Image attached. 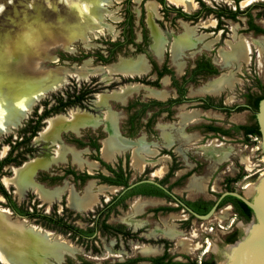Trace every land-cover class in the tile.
Returning a JSON list of instances; mask_svg holds the SVG:
<instances>
[{
	"label": "flooded vegetation",
	"instance_id": "af4514ba",
	"mask_svg": "<svg viewBox=\"0 0 264 264\" xmlns=\"http://www.w3.org/2000/svg\"><path fill=\"white\" fill-rule=\"evenodd\" d=\"M150 1H154L155 3H157V8H156L157 13L154 12L155 9H152L148 5ZM195 1L198 3L197 8L194 9L193 11H188L183 6L177 5L174 2H170L169 0H166L168 5L175 6L176 8H181L184 12L188 14H194L201 8L199 1L198 0ZM204 1L213 7L226 5L233 10L239 8L240 10L243 11V13L238 14L236 20L226 16H222L221 19L223 23L219 26V18L215 16V14H208L205 16H201L197 20L185 19L181 16H178L176 11H169L168 14H165V11L163 10V4L159 0H141L139 6L140 13L139 15H137L136 11L134 10L135 2L133 0L130 1L123 0L122 3L123 19L118 23V26L120 28V35L118 36V38L102 39L101 42L104 44L103 45L104 47L98 49L96 54L83 53L79 56H71L68 59L73 62L75 61L81 62V61H86V59H88L90 56H94L98 62L104 65L113 62H115L114 64L117 63L116 68L118 70L138 74L140 73V71L142 72V70L147 69L149 70V73L144 76H139V75H135V76L130 75L126 77L121 76V80L115 81L113 84L108 83V81L104 82L101 75V82L104 83V85H107V87L101 85L99 82H97V79L93 78L91 82L86 81V82H82L81 84H78L77 82H72V84L68 85L63 90L57 92L53 91L49 94H47L49 92L47 91L42 96H40L38 98L39 100L44 95L47 97L40 101L38 99L36 100L37 104L35 102L32 105L33 107L36 104L29 118L33 115V112L37 107L39 113L44 111L45 110L44 101L46 99L49 100L52 99L53 94H58L59 92L64 93L66 89L68 88L73 89L74 86H76L77 88H81L83 87V85H86V87L95 89L94 92L89 94L88 98L83 100V106L78 104L72 105L66 108L62 112L55 113L44 118L43 126L38 131V133L32 138L31 141V145L35 148V151L32 154H28L27 159L24 160L21 164L17 165L14 163H10L3 166L0 172V182L4 185L8 194L0 190V195L5 199V206L4 207L0 206V209L7 210L14 219L23 221L28 225H31L41 230L42 232L51 233L53 235L59 236L64 240H66L67 242L68 240H70L71 242L75 241L77 243L79 242L82 243L83 240L86 241L88 240L90 242H93L96 241L98 237L102 235L107 237L113 236L115 238L122 237L125 240L133 239L137 241L140 240L144 241L145 237L142 236V233L144 232V230H142L143 226L138 227V230L134 231L125 222L110 221L111 216L115 214H120L121 209L124 210L128 209V200L134 197H145L147 199L166 200L168 202H173L177 204V206L159 204L157 206L151 207L149 209V212L156 214L160 212L163 213L167 211H173L176 208H180L181 210L184 211V214L187 215V217L185 218L186 221L184 222L182 221L181 224H186V225L190 223L189 220L192 221L194 218L197 219L200 218L196 217L191 211H189V209H187V207H185L176 199H174L170 193L176 195L181 201H183L188 207H190L195 212H197L196 208L200 206L201 200L213 201L212 206L206 213H208L212 209V207L214 206L220 195L225 191L222 192L217 199L207 198L204 195H199L194 198H188L186 196H181L175 193V189L181 187V185L184 184L189 185L194 190L200 189L202 186V181L198 179H191V176L194 173H197L196 167H191L187 171L181 173V170L186 169L184 159L181 157V152L177 149L178 148L177 140L181 138V136L179 135L175 136V133H173L171 127H173V123L178 124L179 122H181V120H184L187 121L186 123L187 127L185 131L186 133L187 131H191L188 129L189 126H194L195 128L194 131L195 132L198 131L200 135L211 134L220 137H233L234 133L242 132V134L248 140V137L252 136L251 134L247 135L244 129L237 130L234 127L235 125H250L255 121H257L258 110L254 112L251 109L253 99H251L248 95L249 94L260 95L262 93V89L260 85L264 84V81H262L261 79H257L255 81L254 88L257 89L258 91L257 92L251 91L250 93L245 94V102L236 104L234 106L227 105L224 102L223 95L220 96L211 95V94L194 95V96L191 95L190 94L191 87H197L201 85V83H204L205 81L210 79L212 80L210 84L206 86L207 89L210 90L222 89L226 84L230 82V76L227 74L225 75L221 74L222 72L221 66L214 61L212 56L208 55L207 53H201L197 55L194 61L191 64L190 63L187 64L183 68L181 74L179 75L175 67H173L170 63L171 54L169 53V51H171L173 56H179L181 52H183L185 49L196 48L201 41L198 37L195 36V34L190 29H185L183 32L165 30L166 25H164V20L168 21L171 24V27L176 28L180 25V21L195 24L212 16L213 18L216 19V25L215 27L206 30L219 32L221 29H223L224 31L228 30L227 26L229 21L238 22L241 17H245L246 28H247L246 30L252 35L264 36V31H263L264 25L259 23L255 17L264 14V0L250 2L245 7L241 6L242 0H238V1L232 0L234 6L228 3H217L216 1H212L211 3L208 2L207 0ZM128 8L130 9L131 13H133L132 25L130 24V30L131 32H133V41L129 43H125L122 48H118L114 52H111V50L109 49V47L111 46H109L108 44L109 41H126L127 38L129 39L132 37L129 30V26L123 24V22L127 19L129 14ZM255 10H257L258 13H254ZM158 12H160L161 15L163 16L164 19L163 21L158 19L157 17ZM141 19L143 23L141 22ZM180 36L183 41L180 50H178L175 48V44L177 42V38ZM185 36L188 37L185 38ZM49 37H50V41L53 40L52 36ZM63 46L68 47L70 46V44ZM236 46L237 48L239 47L240 50H238V54L235 56L233 55V52L231 50L230 53L233 57H238L239 55H242L245 52V47L243 46V44L238 42L233 45L232 49L236 50L235 49ZM164 50H166L165 58L162 62H159L158 58L163 57ZM129 54H133L135 56H129ZM100 55H102V59ZM12 58H11V63L8 62V64L10 65H9V71L7 73L13 74V77L18 76L20 73L25 75L24 68L25 67L27 68V66H25L27 64L26 61L27 59H25L26 57L19 60L18 54H16L14 59ZM103 58H109V61H104ZM202 58L209 60L218 69L219 72L216 74L198 75L196 81L187 82L185 86L187 89L185 98L187 99L182 102L179 101L173 104H169L168 103L169 100L181 98V93L179 92V88L181 87V80L183 76H185L187 72H188L187 75L189 76L190 71L196 67L197 61ZM35 62L39 64L34 67L35 69L33 71L36 75V79H39V77H41L42 75H46L48 73L55 74L54 77L64 76L63 74L59 73L60 70L58 69L57 70L42 69L43 61L39 59V56L35 60ZM251 65L252 64L250 63V66ZM94 69H98V68L95 67ZM165 69L170 72H164L163 74H160ZM87 70L89 69L86 68L83 69V71H87ZM254 71L256 72L255 69ZM82 73L83 72H81L80 74ZM173 76L178 81L179 83L178 86H176L173 83ZM164 79L165 82L171 86L172 93L168 97L161 99L158 96L163 93L162 82ZM216 83L217 85L221 84L222 86L217 87V85H215ZM139 84L147 85V87L151 90L153 94H155L156 97L154 96V97L142 98L141 96L136 95L135 93L138 91L137 89L139 88L138 86ZM118 85H121L123 89L115 88ZM104 89H108L109 92H101ZM100 95H105L106 98L104 100H99ZM261 100L259 101V105ZM113 101H119V102L126 101V103L125 104L120 103V106L116 108L113 106ZM154 101H159L164 104L162 105L156 104L154 103ZM53 102L54 99L51 100L49 105H52ZM142 103H148V105L144 107ZM190 103L196 104L195 107L193 108L194 110L192 109L194 112L193 113L189 111L181 112L180 110L181 107L184 104H190ZM99 107L101 109H99ZM31 109L29 111H31ZM69 109L70 111L68 112V114L66 115L62 114ZM246 110L253 112V117L255 115L254 122L227 123L226 125L224 124V122H218V121H199L200 119L191 120L192 115L199 114L200 116V114H204L207 111H216L225 115H230L233 112H241ZM74 111L84 114V116H86V121H83V123H78L77 125L69 124L66 127H54L49 122L50 123L49 127L44 131H42V128L45 126V122L47 120L50 121L52 118L58 116H66L67 118H69L70 113ZM119 113L123 114V117L121 119H119ZM161 119H164L162 120L163 123L159 121ZM20 123L21 121L10 130L11 131L14 130ZM25 123L22 126H24ZM164 123H168V124H164ZM175 127L177 126L175 125ZM216 127H218L219 129H216ZM87 128L100 129L102 132L96 133V135H90L89 137H85V138L77 135V133H82ZM43 132H45L44 133L45 136L42 137L41 133ZM64 133H72L73 137L70 140L68 139L65 140L63 139ZM10 134L14 135V133H10ZM5 138H3V140L0 142V148L2 145H8L10 149V145L4 143ZM260 140H261V133H260ZM38 147L40 150H38ZM127 147H129L130 149L128 151H125L126 154L124 156L122 153L117 151L119 149H123ZM86 148L92 150L89 155L85 156V159H87V162L89 163L87 169L82 170L79 169L77 166H73V165H64L60 167L61 169L60 172H58L55 169L56 167L55 165L58 163L62 164L64 161L67 160L68 156H72V158H74V161H76V164L80 163L81 159L79 156V151ZM9 149L4 156H1L0 154V158L5 157L8 154ZM208 149L210 148L205 149V154H207L208 156H212L213 152L208 151ZM92 152H96V153L93 154ZM165 155L169 156L171 159L168 164L164 162L163 157ZM39 156H45L46 158H48V160L44 162L45 164L39 165L35 169L31 170L27 177H24L23 182L25 184V188L23 190L19 188L18 183L16 182L18 189L21 190V192L22 191L24 192L27 188L37 186L41 188V191L46 196L61 197L60 203L62 205V210H60L59 208V202L52 203L51 209L47 210V205L45 202H42L41 199L37 197V195H34V198H31L30 197L31 195H29V193L27 199H25L22 202H18V200H16V198L14 197L12 191L8 189L2 181L3 177L5 176V167L14 165L18 167L16 168V172H17L18 169L24 166V164ZM56 156L57 157L60 156V159H57ZM174 161L178 163L179 167L176 168L172 176H170L168 180L164 182L163 179L169 173L170 168L173 165ZM135 163H138L140 165L144 163V166L140 170L137 168ZM90 168L92 169L95 168V169L93 171H89ZM121 168L124 171L123 178L127 181V184H124L122 182V180L124 179L121 176V172H120ZM158 170L159 173L157 175L151 176L153 173H155ZM16 172L14 177L15 181H16L15 179ZM67 179H69L70 184L65 183ZM143 179L155 180L159 182L161 186L147 181L131 186L133 183ZM229 179H233V178H227L226 181L227 184L235 180L234 179L229 181ZM193 180H196L195 181L196 183ZM93 183L97 186L103 187V189H108L110 192L113 191L116 192L114 194L109 195V199H106L104 196L102 197L99 196L98 197L99 201L92 204V206L89 207L88 211L86 213H83L82 210L84 209L85 205H87L88 203H90L95 199V197L92 194L93 191L95 190ZM155 187L162 189L166 193V195L161 196L157 194H146L143 192H138L139 190H155L156 189ZM245 187L248 188V184ZM249 188L247 189V191L249 190ZM103 189H101V191ZM226 191H236V190L230 189ZM239 193L248 196L245 194L246 192H239ZM9 195H11L12 200L17 204L16 207L13 206V202L10 200ZM227 195H225L220 200L215 212L222 205L226 203H230L233 206L235 213L240 218L241 222H248L251 221L252 218L254 219V211L252 208H251L252 214L250 219H246L244 215H241L239 211H237L233 202L229 201L220 205L222 200ZM69 203H71L72 205H69ZM21 207L24 208V210H28L30 213L32 212L37 213L39 216L37 214H35V216L25 215L22 213V211H20L19 208ZM42 212L52 216H55L57 214L61 215L64 217L67 223L74 224L84 229L88 227H95L97 223H98V227L93 232L92 235L81 237V235L74 234L70 230H65L66 229L65 227L55 226L54 222L42 218L40 216V213ZM213 214L209 218H211ZM127 220H129V222L136 223L135 219H133L132 217H129ZM78 221H82L83 223H85V225H80ZM103 221L108 224L114 225L115 227L119 226V224H124L126 228L130 230L131 236L125 238L122 233L117 232L116 230H110L109 232H105L103 230V225H102ZM157 231L164 234L166 238H169L171 240L176 239L177 237L180 236V230L175 228L168 227L165 230L161 229ZM167 231H170L171 233H168ZM239 233H240V229L238 227L229 230L224 237V244L228 246L229 244H232L235 241L239 240L238 238ZM149 242L150 244H144L147 247L144 250V253H146V251L150 249L154 250L153 252L157 251L158 249H161L162 250L161 253H158L157 255H153L154 254L153 252H148V254L151 255L149 256L134 255L128 257L125 260H116V261L104 260L102 262H95L85 258V259H81L79 264H81L82 260H87L95 264H101L106 261L111 263L126 262L128 264H181V262L189 263V264H193V263L220 264L213 255L201 259H194L188 256H184L183 260L178 259L176 256L170 253L169 251L170 243L167 239L164 238L151 239ZM74 250H76L75 247ZM208 250L209 249L207 247L205 252H208ZM74 252L75 251L71 253L69 252L62 253L63 258L61 261H57L54 258L48 256H46L45 259L46 261H44L43 258L30 257V263L49 264L48 262H50V264H62L66 255L73 254ZM71 259L72 258L70 257L67 258L66 264H71V263L77 264L73 262Z\"/></svg>",
	"mask_w": 264,
	"mask_h": 264
},
{
	"label": "rangeland",
	"instance_id": "374dc122",
	"mask_svg": "<svg viewBox=\"0 0 264 264\" xmlns=\"http://www.w3.org/2000/svg\"><path fill=\"white\" fill-rule=\"evenodd\" d=\"M11 4L18 3V0H7ZM26 1V0H25ZM135 2L134 10L137 15L140 13V2L141 0H133ZM177 5L183 6L188 11H193L197 8L198 3L192 0L190 5L184 4L181 0H169ZM208 2L216 1L217 3H228L234 6L232 0H207ZM258 0H242L241 6L245 7L248 3ZM7 4L5 10H3L0 15L1 19L7 16L8 10L12 7L11 4ZM123 0H107L101 4V11L103 13L102 19L97 23L98 29L90 30L84 35L72 36L71 38L56 37L51 40L45 48H39L41 56L39 59L43 61L42 69L44 70H60L59 73L63 74L66 81L57 89L49 91L47 94L53 91H60L66 88L72 82H77L81 84L82 82H91V80L97 79L101 85V75L104 82L113 84L115 81H120L121 76H144L149 73V70L144 69L142 72L129 73L126 71L118 70L116 64H102L96 60L94 56H90L86 61L73 62L68 58L71 56H79L83 53L96 54L98 49L104 47L101 42L102 39H116L120 35V28L118 23L123 19ZM3 2L0 1V8H4ZM103 6V7H102ZM18 11L11 17L12 23L10 25H17L18 22L15 18H19L22 15L20 12L30 10V6L27 3L19 5ZM103 8V9H102ZM159 9V6H158ZM254 13H258L257 10ZM158 19L163 21V16L158 12ZM256 20L264 25V14L255 16ZM14 22V23H13ZM164 25H166L165 30L183 32L185 29H190L196 37L200 39V43L196 48L185 49L179 56H173L171 51L170 63L175 67L177 73L180 75L183 68L187 64H191L197 55L201 53H207L212 56L215 62H217L221 68V74H227L230 76V82L226 84L222 89L210 90L207 89L212 79L201 83L197 87L190 88L191 95H205L211 94L220 96L223 95L224 102L227 105L234 106L236 104L245 102V94L251 91L257 92L255 89V81L261 79L264 81V36H255L249 33L246 29V18L241 17L238 22H228V30L221 29L219 32L208 31L215 27L216 19L212 16L200 21L199 23H189L180 21V25L176 28L171 27L168 21L164 20ZM4 31L0 30V37L3 35ZM67 40L70 39V46L64 47L61 42H56V40ZM59 41V40H58ZM241 43L245 47V52L238 57H233L230 53L232 47L236 43ZM14 55L18 53V58L23 59L27 55L18 50L16 42H13ZM166 50H164V55L162 58H158L159 62H162L165 58ZM129 56H135L129 54ZM27 59V58H25ZM24 59V60H25ZM31 61L30 59H27ZM250 63L252 64L250 66ZM26 64V63H25ZM114 64V65H113ZM151 66V65H150ZM98 69H94V68ZM101 67V68H100ZM62 68V69H60ZM80 68V69H78ZM89 69L83 71V69ZM256 70V72L254 71ZM82 70V71H81ZM103 70V71H102ZM81 72H85L86 76H78ZM106 73V74H105ZM22 74V73H20ZM163 93L159 95L161 99L168 97L172 93L171 86L163 80ZM107 87V85H104ZM139 88L136 90V95L142 98L154 97L155 94L147 87V85L139 84ZM115 88H122L118 85ZM120 89V90H121ZM101 92H109L108 89H104ZM46 94V95H47ZM49 96V95H48ZM47 96H43L40 100L45 99ZM96 97V96H95ZM156 97V96H155ZM39 100V99H38ZM39 100V101H40ZM121 104H125L126 101H113V106L118 108ZM37 104V101H36ZM35 104V105H36ZM35 105L32 107L31 111L27 113L25 118L21 123L14 129L8 132L0 134V142L10 133H14L17 137L18 129L27 121L31 115ZM196 104H184L181 107V112H191L193 113ZM88 108V107H87ZM193 109V110H192ZM178 110V111H180ZM191 110V111H190ZM70 111L67 110L65 113L68 114ZM202 115V116H201ZM123 117V114L119 113V119ZM197 119L199 121H218L227 123H252L254 122L253 112L251 111H241L233 112L230 115H225L216 111H207L204 114L192 115L191 120ZM164 119H161L163 123ZM190 120V121H191ZM187 121L181 120V122L173 123L172 131L175 136H181L177 140L178 150L181 152V157L184 159L186 169L181 170V173L187 171L191 167L197 168V173L191 176V179H198L202 181V186L200 189H192L189 185H181L175 189V193L186 196L188 198H194L199 195H204L207 198L217 199L219 195L226 190H236L238 192H248L249 187H253L257 184L258 180L264 175V154L260 146V137L252 135L247 138L242 134V132L234 133L233 137H220L211 134L200 135L198 131H194V126H189L188 129L191 131H186ZM49 120L45 122V126L42 131L49 127ZM168 124V123H164ZM175 125L177 127H175ZM192 125V124H189ZM102 132L100 129H86L82 133H77L80 137H89L90 135H96V133ZM181 133V134H180ZM73 137L72 133H64L63 139L70 140ZM207 147H212L217 154H220L223 150H228L224 156L214 158L205 154V149ZM9 149L8 145H2L0 148L1 156H4ZM130 148L119 149L123 156L126 154ZM38 150L39 147H38ZM91 149L86 148L79 151V156L81 159L80 163L76 164L72 156H68L67 160L62 164L58 163L55 169L60 172V167L64 165L77 166L79 169H87L88 162L85 156L91 153ZM155 151V150H153ZM95 154L96 152H92ZM34 156V155H33ZM32 156V157H33ZM31 158V157H30ZM29 158V159H30ZM16 166L10 165L5 167V176L2 181L5 186L10 189L18 202H22L27 199L28 193L31 198L37 195L42 202L47 205V210H50L52 203L59 202V208L62 210L61 197H49L46 196L40 187L34 186L27 188L24 192L18 189L16 181L14 180ZM95 168H90L89 171H93ZM161 171V170H160ZM159 173V170L153 173L151 176H155ZM139 176V175H138ZM137 176V177H138ZM134 177V178H137ZM227 178H235L234 181L226 183ZM66 184H70L69 179L65 181ZM248 184V188L245 186ZM95 190L93 191V196L95 199L85 205L82 210L86 213L92 204L99 201L98 197L104 196L109 199V195L114 194L116 191L110 192L108 189H103L101 186H97L93 183ZM100 189V190H99ZM101 189H103L101 191ZM70 193V192H69ZM85 193V192H83ZM247 195V193H245ZM251 197V195H249ZM159 204L177 206L173 202H168L166 200L159 199H147L145 197H134L128 200V209H121L120 214H115L111 216V222L122 221L128 224L130 228L134 231L138 230V227H142L144 232L142 236L145 240L137 241L133 239L125 240L121 238H115L113 236H99L96 241L90 242L83 240L82 243H77L75 241L68 242L76 248L73 254L66 255L62 264H66L67 258H72L71 260L77 264L80 263L81 259H89L95 262H102L104 260L116 261L125 260L128 257L134 255H144L149 256L151 254L144 253L147 248L144 244H150L151 239H167L169 241L170 253L176 256L178 259L183 260L184 256H188L194 259L206 258L213 255L215 259L220 264H225L227 258L223 255V250L226 245L224 244V237L226 233L232 228L238 227L240 229L239 239L242 238L247 232V227L251 223L241 222L238 215L235 213L233 206L230 203H226L219 207L213 216L209 219H197L194 218L188 225L181 224V222L186 221L187 217L184 211L180 208H176L173 211H167L163 213H150L149 209L151 207L157 206ZM69 205H72L69 203ZM0 206H5V199L0 195ZM129 217L135 219L136 223L129 222L127 220ZM182 219V220H181ZM80 225H85L82 221H78ZM168 227L180 230V236L176 239H169L164 236V234L158 232L157 230H165ZM146 228V229H145ZM182 228V229H181ZM182 230V231H181ZM182 233V234H181ZM67 239V238H66ZM208 247V252L205 250ZM161 249L153 252V255L161 253ZM57 263V262H56Z\"/></svg>",
	"mask_w": 264,
	"mask_h": 264
},
{
	"label": "bare ground",
	"instance_id": "6f19581e",
	"mask_svg": "<svg viewBox=\"0 0 264 264\" xmlns=\"http://www.w3.org/2000/svg\"><path fill=\"white\" fill-rule=\"evenodd\" d=\"M0 1L5 5H3L4 8H0L2 9L0 10L1 15L10 2L7 0ZM105 1L107 0H72V4L89 5L90 12L78 11L75 7L66 4L64 0H51L52 9L48 7L47 0H18L16 4L10 3L12 7L8 10L7 16L2 18L0 22V30L4 31L0 37V44L8 42L13 44V42H16L18 50L25 52L27 54L25 57L31 61L26 60L25 75L19 74L14 76L16 78L13 77V74L7 73L10 65L7 57L3 63L4 65H0V77H3L4 82L3 88L0 89V102L7 110L4 128L0 129V133L16 126L22 121L40 96L47 91L57 89L66 81L64 76L54 77L55 74L52 73L42 75L39 79H36L33 71L34 67L39 65L35 62L38 56H41L39 48L47 46L50 42L49 36H52L53 39L61 36L72 39V36L84 35L90 30L98 29L97 23L100 22L103 15L101 4ZM181 1L187 5L192 3V0ZM23 3H27L30 6V10L21 11L22 15L19 18H15L16 21H14L18 22L17 25H10L13 19L11 16L18 11L19 5ZM148 5L155 9L154 12L157 13V3L150 1ZM24 28H28L31 33L30 39L36 45L34 50L27 48L23 40L19 38V34ZM58 40L56 42H61L63 45H69L70 43V40ZM182 41L181 36L177 38L176 49L180 50ZM235 49H232L234 56L238 54L240 48L236 46ZM84 73L78 76H86L87 74ZM105 98V95L99 96V100H104ZM83 121H86V116L74 111L70 113L69 118L58 116L52 118L49 122L54 127H66L69 124L77 125L78 123H83ZM44 133H41L42 137L45 136ZM57 159H60V156ZM47 160L48 158L45 156H39L18 169L15 179L21 190L25 188L24 177H27L30 171L37 166L45 164L44 162ZM253 190L254 186L249 188L248 192H246L247 195H250ZM249 229L250 225L247 227V232ZM167 232L171 233L170 231ZM73 251L74 247L63 238L42 232L23 221L14 219L7 210L0 209V254L4 256L8 264H31L30 257L43 258L46 261V256L61 261L63 258L62 253H71ZM153 251L150 249L146 253ZM233 253L234 248L229 247L226 251V257L232 256ZM48 263L50 264V262Z\"/></svg>",
	"mask_w": 264,
	"mask_h": 264
},
{
	"label": "trees",
	"instance_id": "16d2710c",
	"mask_svg": "<svg viewBox=\"0 0 264 264\" xmlns=\"http://www.w3.org/2000/svg\"><path fill=\"white\" fill-rule=\"evenodd\" d=\"M130 1V0H128ZM162 4H163V10L165 11V14H168L169 11H176L178 16H181L185 19H194L197 20L198 18H200L201 16H205L208 14H215V16H217L219 18V26L223 23L222 21V16H226L229 18H232L234 20L237 19V15L243 13L242 10H240L239 8L236 10L231 9L230 7L223 5V6H217V7H213L209 4H207L204 0H198L201 8L194 14H188L186 12H184L181 8H176L175 6H170L167 4L166 0H159ZM238 1V0H237ZM129 14L127 19L123 22V24L129 26V30H130V24L132 25V19H133V13H131L130 9L128 8ZM142 22V19H141ZM143 23V22H142ZM264 31V30H263ZM131 38H127L126 41H109L108 44L109 49L111 50V52H114L116 49L118 48H122L124 46L125 43H129L133 41V32H131ZM101 59H102V55ZM104 61H109V58H103ZM164 72H170L168 70H163L160 74H163ZM218 69L207 59H199L197 61L196 67L193 68L190 71V75L188 76V72L185 76H183L182 80H181V87L179 88V92L181 93V98H177V99H171L169 100V104H173L175 102H179V101H184L187 98H185L187 89H186V84L189 81H196L197 80V76L198 75H208V74H216L218 73ZM173 83L178 86L179 83L176 80V78L173 76ZM261 89H262V93L260 95H252L249 94L248 96L254 100H252V105H251V109L255 112L258 110V106H259V101L264 97V84L260 85ZM95 89L86 87V85H83V87L81 88H77L76 86L73 87V89H66L64 91V93H58V94H53L52 95V99H46L44 101V105H45V110L42 111L41 113H39L38 111V107L35 109V111L33 112V115L28 119V121L25 123L24 126H22L19 130H18V136L15 138L14 135L10 134L8 135L5 139H4V143L9 144L10 145V149L8 154L3 157L0 158V172L3 168L4 165L6 164H10V163H14V164H21L24 160L27 159V155L28 154H32L35 151V148L31 145V141L32 138L38 133V131L41 129V127L43 126V120L44 118L55 114V113H59L64 111L66 108H68L69 106L72 105H81L83 106V100H85L86 98H88L89 94L94 92ZM54 99V102L52 103V105H49V103L51 102V100ZM154 103L156 104H164L162 102L159 101H154ZM144 107H146L148 105V103H142ZM255 119V115L253 117ZM235 129L239 130V129H244L245 133L251 134V135H255L260 137V130H259V125L257 123V121H255L254 123L250 124V125H235L234 127ZM216 129H219L218 127H216ZM179 165L178 163H176V161H174L173 165L170 168L169 173L167 174V176L163 179V181H167L168 178L170 176H172L174 170L176 168H178ZM121 172V176L123 178L124 176V171L121 168L120 169ZM107 178V177H105ZM124 179V178H123ZM233 179H229L230 180H234ZM122 182L124 184H127V181L124 179L122 180ZM178 183V182H177ZM175 183V184H177ZM155 190H139L138 192H143L146 194H157V195H161L164 196L166 195V193L158 188L155 187ZM0 190L3 191L4 193H7V190L5 189L4 185L0 182ZM124 197V196H123ZM10 200L13 202V206H17V204L12 200L11 195H9ZM233 202V204L235 205L237 211H239V213L241 215H244L246 219H250L251 214H252V209L249 205H247L244 201H242L241 199L233 196V195H227L221 202L220 205L226 203V202ZM213 201H206V200H201L200 202V206L196 208V211L199 213H206L210 207L212 206ZM20 211H22L23 214L28 215V216H35V214L37 213H30L28 210H24V208H19ZM168 209V208H167ZM38 215V214H37ZM39 216V215H38ZM40 216L44 219L50 220L52 222H54L55 226L58 227H65V230H70L72 231L74 234H79L81 235V237H85V236H90L93 234V232L97 229L98 227V223L96 224L95 227H88L86 229L76 226L74 224H69L65 221L64 217L61 215H49L46 213H40ZM98 221V220H97ZM103 225V230L105 232H109L110 230H116L117 232H120L124 235L125 238L130 237L131 236V232L130 230H128L126 228V226L124 224H119V226L115 227L114 225L108 224L106 222H102ZM74 264V263H71ZM81 264H95L92 263L90 261L87 260H82ZM101 264H128L126 262H115V263H111V262H103ZM181 264H189V263H184L181 262ZM196 264V263H193ZM205 264V263H203Z\"/></svg>",
	"mask_w": 264,
	"mask_h": 264
},
{
	"label": "water",
	"instance_id": "95a60500",
	"mask_svg": "<svg viewBox=\"0 0 264 264\" xmlns=\"http://www.w3.org/2000/svg\"><path fill=\"white\" fill-rule=\"evenodd\" d=\"M21 52V51H20ZM99 109H101L99 107ZM98 109V110H99ZM257 121L261 133L260 146L264 154V98L261 100L257 112ZM152 182L161 186V184L152 179H143L133 183L131 186L141 182ZM171 196L187 207L196 217L200 219H208L216 210L220 200L227 194L234 195L246 204H248L254 211V220L250 223V229L239 240L226 246L223 255L226 257V251L229 247L234 248L232 256H228L225 264H264V175L258 180L254 186L251 197L245 196L236 191H225L220 195L212 209L206 214H199L188 207L176 195L170 193Z\"/></svg>",
	"mask_w": 264,
	"mask_h": 264
},
{
	"label": "clouds",
	"instance_id": "9594fccd",
	"mask_svg": "<svg viewBox=\"0 0 264 264\" xmlns=\"http://www.w3.org/2000/svg\"><path fill=\"white\" fill-rule=\"evenodd\" d=\"M48 7L50 9L53 8L51 0H47ZM64 2L72 7H75L78 11L82 12H90L89 5L85 4L81 6L80 4H72V0H64ZM2 10V9H0ZM31 33L28 28H24L22 32L19 34V38L23 40L24 44L27 48L35 49L36 45L30 39ZM14 55L12 42H8L6 44H0V65H3L6 57L8 58V62L11 63V58ZM4 86L3 77H0V89ZM7 114L6 108L3 107L2 102H0V129L4 128L5 116ZM0 264H8L6 259L2 254H0Z\"/></svg>",
	"mask_w": 264,
	"mask_h": 264
},
{
	"label": "crops",
	"instance_id": "0c3cea01",
	"mask_svg": "<svg viewBox=\"0 0 264 264\" xmlns=\"http://www.w3.org/2000/svg\"><path fill=\"white\" fill-rule=\"evenodd\" d=\"M215 85H217V83H216ZM218 86H222V85L220 84V85H217V87H218ZM207 148H210V149H208V151H212V152H213V155H212V156H213L215 159L218 158L219 155H220V156H224V155L228 152V150H223V151L220 152V154H217V152H215V150H214L212 147H207ZM163 158H164V162H165L166 164H168V163L170 162V160H171L170 157H169V156H166V155H165ZM135 164H136L137 168L140 169V170H141V169L143 168V166H144V163H142V165H140V164H138V163H135ZM193 181L195 182L196 180H193ZM194 182H193V183H194ZM195 183H196V182H195Z\"/></svg>",
	"mask_w": 264,
	"mask_h": 264
}]
</instances>
